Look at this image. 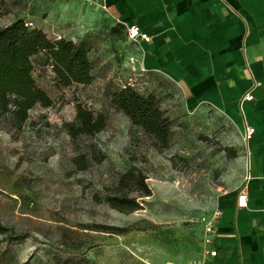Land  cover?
<instances>
[{
	"label": "rangeland",
	"instance_id": "374dc122",
	"mask_svg": "<svg viewBox=\"0 0 264 264\" xmlns=\"http://www.w3.org/2000/svg\"><path fill=\"white\" fill-rule=\"evenodd\" d=\"M0 14V26L24 18L51 38L85 42L94 76L66 86L40 52L33 76L53 104H37L22 124L0 116V264H191L201 254L203 218L221 193L242 185L247 147L239 124L142 70L139 44L94 4L0 0ZM125 84L156 94L171 120L169 148L159 149L113 105L111 94ZM78 103L103 113L104 129L70 136L65 123ZM130 168L146 176L151 195L141 196L134 179L120 183ZM126 193L143 208L110 205V196Z\"/></svg>",
	"mask_w": 264,
	"mask_h": 264
},
{
	"label": "crops",
	"instance_id": "0c3cea01",
	"mask_svg": "<svg viewBox=\"0 0 264 264\" xmlns=\"http://www.w3.org/2000/svg\"><path fill=\"white\" fill-rule=\"evenodd\" d=\"M110 19L136 24L151 36L136 41L140 66L178 84L192 105L231 116L243 133L247 158L240 188L217 199L222 216L209 264H264V0H94ZM251 92L252 101H242ZM245 188L247 207H239Z\"/></svg>",
	"mask_w": 264,
	"mask_h": 264
},
{
	"label": "trees",
	"instance_id": "16d2710c",
	"mask_svg": "<svg viewBox=\"0 0 264 264\" xmlns=\"http://www.w3.org/2000/svg\"><path fill=\"white\" fill-rule=\"evenodd\" d=\"M1 15V14H0ZM17 18L6 26H0V116L10 114L19 124L24 123L30 110L37 104L48 107L53 104L48 93L40 88L33 76L32 57L44 52L57 78L66 86L74 83L89 84L93 81L92 62L85 42H76L60 36L51 38L42 28ZM124 30V26L117 24ZM116 26H114L115 28ZM113 105L124 112L134 125L150 135L155 145L169 148L172 136L170 118L160 106L154 93L144 94L131 84H125L111 94ZM107 124L106 116L78 103L75 119L65 127L72 137L94 135ZM136 180L141 196L151 195L146 176L136 174L134 168L126 171L120 183ZM112 207L131 212L143 208L141 202L129 194L108 198ZM103 229L123 231L122 228L103 225Z\"/></svg>",
	"mask_w": 264,
	"mask_h": 264
},
{
	"label": "built area",
	"instance_id": "2783aa9c",
	"mask_svg": "<svg viewBox=\"0 0 264 264\" xmlns=\"http://www.w3.org/2000/svg\"><path fill=\"white\" fill-rule=\"evenodd\" d=\"M86 5L94 4V0H82ZM127 36L129 39L133 41L146 40L150 41L151 36L143 32L140 27L136 24H132L127 26ZM253 95L251 92H247L242 97V101H252ZM255 133V128L252 126H247L244 132V140L248 141ZM238 205L239 207H247V192L246 189L243 188L239 192L238 197ZM222 216V210L219 207H216L212 210V212L203 218V235H202V250L200 256L195 259L191 264H209V260L211 257L217 255V250L214 247L213 235L216 231V224L218 220Z\"/></svg>",
	"mask_w": 264,
	"mask_h": 264
}]
</instances>
